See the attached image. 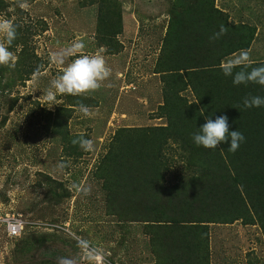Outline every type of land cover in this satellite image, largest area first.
<instances>
[{
    "label": "rangeland",
    "instance_id": "374dc122",
    "mask_svg": "<svg viewBox=\"0 0 264 264\" xmlns=\"http://www.w3.org/2000/svg\"><path fill=\"white\" fill-rule=\"evenodd\" d=\"M178 1L185 6L196 2L0 0V17L17 26L9 48L15 67L0 65V264H58L61 257L73 264L158 263L147 226L157 223L108 210L112 204L96 173L108 144L117 131L126 135L128 129L167 124L163 106L170 89L159 64L170 46L189 47L204 34L218 49V41L237 37L245 25L255 31L248 49L251 60L264 62V0H212L220 14L207 12L205 19H194L200 15L185 13ZM22 2L25 8L19 7ZM221 25L227 33L210 39ZM76 41L85 45L83 54L101 53L112 74L99 90L58 95L60 104L49 107L44 91L80 53L68 55L65 65L50 58ZM194 100L187 87L170 113L179 108L182 114V103ZM81 102L91 116L78 111ZM81 135L93 141L92 150L72 143ZM175 152L167 176L171 182L190 173ZM8 216L23 220L16 237L4 231L2 220ZM208 234L209 264H264V234L258 224H209Z\"/></svg>",
    "mask_w": 264,
    "mask_h": 264
},
{
    "label": "trees",
    "instance_id": "16d2710c",
    "mask_svg": "<svg viewBox=\"0 0 264 264\" xmlns=\"http://www.w3.org/2000/svg\"><path fill=\"white\" fill-rule=\"evenodd\" d=\"M195 1L187 6L184 1L177 3L185 13L200 15L194 19H205L207 12L220 14L212 0ZM243 28L237 37L217 40L218 49L202 34L189 47L176 45L164 50L158 64L170 89L163 106L167 124L128 129L126 135L117 131L96 168L112 204L108 210L157 223L147 225L153 231L150 244L158 256L157 264H209V224L241 220L258 224L264 234V106L243 107L245 97L264 98V86L235 85L233 77L225 76L220 68L224 58L249 49L255 31L250 26ZM200 45L204 52L198 49L201 51L195 53ZM259 66L264 62L252 64ZM187 87H191L194 103L184 101L182 114L179 108L176 115L171 114L174 100ZM224 115L229 131L239 129L246 138L239 149L228 151L230 138L215 150L197 146L193 134L209 117L215 120ZM175 149L190 173L171 182L167 176Z\"/></svg>",
    "mask_w": 264,
    "mask_h": 264
},
{
    "label": "clouds",
    "instance_id": "9594fccd",
    "mask_svg": "<svg viewBox=\"0 0 264 264\" xmlns=\"http://www.w3.org/2000/svg\"><path fill=\"white\" fill-rule=\"evenodd\" d=\"M26 3L22 2L19 7L25 8ZM227 33V28L221 25L219 32L214 33L210 39H219ZM17 37V26L12 20L0 17V65L15 67L16 56L9 50L13 41ZM85 45L82 42H73L67 52L53 53L51 61L58 65H65L68 55H76V58L61 68L60 74L51 80L49 88L44 91L42 97L50 105H59L58 95L83 96L88 93L99 90L103 82L107 80L112 69L107 65L104 56L97 52L95 54H83L82 50ZM253 61L248 50H240L239 53L233 54L232 57L224 60L220 64V68L225 76H232L235 85L255 83L264 86V66L252 67ZM239 68V71H234ZM250 69V71L248 70ZM264 106V98L260 96H248L243 100L244 108ZM78 111L85 117L91 116V109L82 102L78 104ZM230 138V146L228 151L236 152L240 144L245 141V136L241 131H229L228 117L226 115L219 116L215 120L209 118L207 122L200 128V131L193 134V141L197 146H203L205 149H217L222 142H228ZM74 145L85 150L93 149V141L81 135L78 139L72 141ZM223 150V149H221ZM61 164L58 167L63 168ZM84 194H88V189L84 190ZM58 264H73L67 258H58Z\"/></svg>",
    "mask_w": 264,
    "mask_h": 264
},
{
    "label": "built area",
    "instance_id": "2783aa9c",
    "mask_svg": "<svg viewBox=\"0 0 264 264\" xmlns=\"http://www.w3.org/2000/svg\"><path fill=\"white\" fill-rule=\"evenodd\" d=\"M4 231L9 237H16L23 228V220L18 216H8L3 220Z\"/></svg>",
    "mask_w": 264,
    "mask_h": 264
}]
</instances>
